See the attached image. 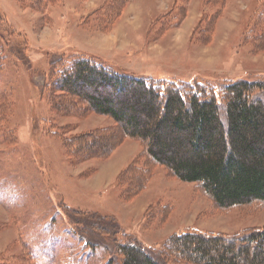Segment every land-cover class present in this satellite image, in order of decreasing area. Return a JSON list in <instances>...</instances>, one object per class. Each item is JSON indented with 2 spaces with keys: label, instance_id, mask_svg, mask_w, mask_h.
<instances>
[{
  "label": "rangeland",
  "instance_id": "obj_1",
  "mask_svg": "<svg viewBox=\"0 0 264 264\" xmlns=\"http://www.w3.org/2000/svg\"><path fill=\"white\" fill-rule=\"evenodd\" d=\"M110 1L0 0V15L27 43L31 63L26 71L0 41V264H105L101 245L110 239L81 237L73 211L114 218L153 250L186 230L230 236L264 227V204L218 207L197 185L140 157L135 139H122L102 158L69 154L63 139L120 128L88 108L78 114L53 108L60 94L49 78L51 64L60 70L76 57L216 89L263 78L264 46L254 49L244 31L264 0H122L119 12L106 8ZM136 165L147 170V184L124 198L133 184L119 183L120 175ZM153 207L169 208L163 221H147Z\"/></svg>",
  "mask_w": 264,
  "mask_h": 264
},
{
  "label": "trees",
  "instance_id": "obj_2",
  "mask_svg": "<svg viewBox=\"0 0 264 264\" xmlns=\"http://www.w3.org/2000/svg\"><path fill=\"white\" fill-rule=\"evenodd\" d=\"M38 1L29 0L31 5ZM123 2L111 0L106 8L117 4L122 8ZM244 38L254 49L263 48L262 6L252 14ZM0 41L18 64L31 70L27 43L18 39L1 15ZM2 54L0 47V63ZM56 65L51 64L49 75L52 88L60 94L52 98L53 108L69 114L88 108L111 118L120 128L63 139L69 154L78 159L102 158L122 139H135L142 147L140 157L164 167L182 183L197 185L218 207L264 204V77L226 81L216 89L208 84L126 74L89 57H76L60 70ZM148 177L139 165L127 169L119 183L126 179L127 186L128 182L133 185L122 196L141 193ZM151 209L147 221L153 217L161 222L169 210ZM73 212L81 237L110 239V245H101L109 254L105 264H264V227L230 236L186 230L172 234L159 250H153L125 233L114 218Z\"/></svg>",
  "mask_w": 264,
  "mask_h": 264
}]
</instances>
